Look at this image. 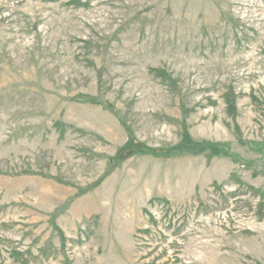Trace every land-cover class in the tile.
<instances>
[{
	"label": "rangeland",
	"instance_id": "1",
	"mask_svg": "<svg viewBox=\"0 0 264 264\" xmlns=\"http://www.w3.org/2000/svg\"><path fill=\"white\" fill-rule=\"evenodd\" d=\"M0 264H264V0H0Z\"/></svg>",
	"mask_w": 264,
	"mask_h": 264
}]
</instances>
